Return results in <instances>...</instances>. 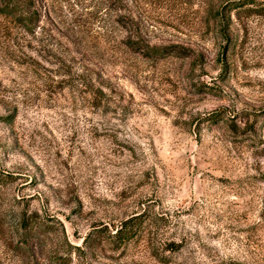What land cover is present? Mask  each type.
I'll return each instance as SVG.
<instances>
[{"label":"rangeland","instance_id":"obj_1","mask_svg":"<svg viewBox=\"0 0 264 264\" xmlns=\"http://www.w3.org/2000/svg\"><path fill=\"white\" fill-rule=\"evenodd\" d=\"M0 264H264V0H0Z\"/></svg>","mask_w":264,"mask_h":264},{"label":"trees","instance_id":"obj_2","mask_svg":"<svg viewBox=\"0 0 264 264\" xmlns=\"http://www.w3.org/2000/svg\"><path fill=\"white\" fill-rule=\"evenodd\" d=\"M154 51V50H153ZM125 225H122L119 237H121L123 240L124 239H128L132 233H133V228H134V224L133 222L127 221L124 223Z\"/></svg>","mask_w":264,"mask_h":264}]
</instances>
